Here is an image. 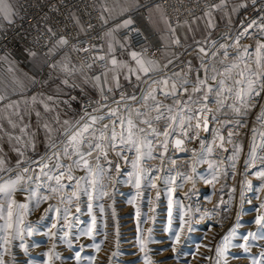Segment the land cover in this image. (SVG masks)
Wrapping results in <instances>:
<instances>
[{"label":"snow or ice","instance_id":"snow-or-ice-1","mask_svg":"<svg viewBox=\"0 0 264 264\" xmlns=\"http://www.w3.org/2000/svg\"><path fill=\"white\" fill-rule=\"evenodd\" d=\"M115 2L119 4L120 0H115ZM250 2L256 14L254 17L247 18L248 22L241 25L242 30L234 37L222 34L221 38L224 43H218L208 37L203 41L194 39L197 65H193L191 60L181 61L184 67L176 71L179 54L172 53L169 57L162 53L165 55V62L161 63L157 59L146 56L148 51L146 47H142L140 51L127 49L126 45L129 43L127 37L124 42L117 40L116 43L121 49L127 50L130 60L134 63L119 60L114 54L115 47L111 41L108 43L105 54L92 57L93 63L106 61L103 66L104 70L92 77L99 85L102 100L109 99L105 95L104 87L108 84L109 73L113 74L112 79L116 88L120 87L121 71L125 73L126 80L130 81L134 76L146 87L141 89L139 96L121 94L119 100L113 101L116 107L96 101L97 106L92 109V112H88L85 108L84 115L74 123L68 120L61 122L58 115L54 119L55 123L60 125L59 128L43 123L42 127L46 136L45 152L35 159L27 158L22 148L15 149L19 158L14 167H8L5 160L0 157V245L4 246L0 249V264H6L4 260V255L8 251L6 246L12 240H22L25 232L28 235L33 234L31 224L24 228L21 227L24 224V214L32 209H38L41 204L45 203L48 207L44 209L41 220L46 219L47 214L55 213V218L45 235L56 237L59 232L63 231L60 239H63L69 248L72 247L73 239H79V236L71 235L73 228L71 208L74 202L75 210L79 213L81 199L86 197L87 207L91 213L94 200H102L109 196L107 186L104 184L105 176L112 172L113 168L117 172L120 170V164L114 163L109 158L110 152L131 166L132 171L129 173L128 182L132 183L136 189L140 190L145 186L157 188L158 180H162L167 186L168 227L166 231L170 234V248L173 257L179 258L178 248L182 245L187 246L190 239L189 234L196 231L193 216L201 209L199 207L194 209L180 200L173 201L172 194L176 190L173 185H176L177 177L185 182H192L194 188L196 165L206 163L210 178L202 175L199 178L214 187V182H219L221 178V166L227 163L228 167L233 170L232 177L234 178L237 163L243 152V144L234 142L233 137L241 135V130L248 127L247 117L257 105L260 111L255 117V123L249 129L251 132L250 150L244 160V168L245 173L251 172L254 168L257 169L252 172V175L262 182L260 187L264 190V102H262L264 101V95H262L264 94V7H257L258 0H250ZM227 3L228 0H220L219 4L211 5L210 10L205 12V16H210L211 10L226 7ZM137 6H139V0H137ZM238 7H249L248 0H242ZM110 11L112 9L103 3L100 20L104 24H107L108 20L103 13ZM127 11L131 9L122 7L119 15L122 16ZM233 11L236 9L234 8ZM15 16L16 12L10 0H0V22L7 21L8 24H12ZM132 24L131 17L124 19L120 24L105 32L104 36L112 37L113 33L119 29L129 28ZM208 25L213 26L210 19ZM89 27L91 28L92 25ZM168 28L172 33L171 43L179 46L180 38L175 35V28L171 24ZM47 31L52 36L56 35L50 27ZM134 31L139 32V29H134ZM242 39H251L253 43L241 44ZM229 40L232 43H228ZM68 44L67 37L60 36L56 44L49 48L47 54L54 56L56 48ZM73 49L83 52L103 51V45H86L83 48L73 45ZM30 55L35 56L36 53L31 52ZM49 66L55 69L57 64ZM86 67L91 68L92 64H87ZM62 70L68 73L74 71L67 63L62 65ZM62 83L67 85L68 80L65 79ZM107 91L112 92L113 88L108 87ZM6 99L4 94H0V102ZM31 99L33 103L37 102L35 96ZM52 99L51 96L47 97L49 101ZM129 101L136 103L132 104ZM40 103L46 112L54 111L45 101L41 100ZM212 105L215 107L213 108ZM6 107L13 109L14 115L23 121L24 117L19 111V101L10 102ZM222 114L228 118L221 119ZM35 115L39 120L41 113L35 111ZM8 123L13 129L18 126L10 117ZM29 127L30 125L23 124L20 126L21 135L9 134V139H15L17 143L22 144L23 148L35 151L34 134L28 132ZM222 129H228L226 136ZM2 131L3 125H0V132ZM202 132L208 133L210 139L203 138ZM194 140L199 141V150L189 149L186 146ZM227 145H231V152ZM170 147L176 152L191 153L189 167L192 175L182 172L168 177H161L159 174L152 175L153 172L159 173L160 169L149 166L147 162L157 159L163 162ZM220 153H229V155L222 156ZM214 155L217 156V160L209 159ZM169 159L175 167L176 160L171 157ZM77 172L84 174L78 176ZM223 175L228 177L227 169ZM246 183L249 187L252 186L251 180H247ZM192 191L193 189H189V193ZM17 193H27L24 202L17 199ZM189 193L184 194L186 199H191ZM159 195L160 192L157 191V198ZM53 199L57 200V204L48 203ZM209 203H211L210 199ZM58 205H64V207L61 208ZM174 207L179 208L178 218L173 215ZM217 207L219 204L215 205L213 210L205 209L200 219H211ZM99 208L103 213V204H100ZM260 209H264V202L259 205L257 209L259 214L253 221L257 230L247 232L241 237L243 243L233 245L231 241L236 237V227L230 229L215 247L217 257L226 256L230 247H238L248 253L250 248L255 246V242L264 240V212H260ZM137 216L138 218L140 216L139 209ZM174 220L177 221L175 225ZM144 222L146 223L147 220L145 219ZM95 228L96 217L92 216L90 226L82 230L80 235L92 238ZM52 229H57V232H53ZM209 230H211V225ZM148 231L151 233L152 230ZM206 238L205 234L201 239ZM105 239H107L106 235ZM138 242L140 251L145 252V240L138 237ZM93 246L99 251L101 245L98 243ZM21 247L27 252L26 245L21 244ZM55 247L56 245L53 244L52 248L44 253L48 257L44 264H51L53 258H60L59 254L54 251ZM84 247L81 245V250ZM200 247L212 251L208 244L197 243L196 249L188 255L195 257ZM112 255L115 256L117 253ZM75 259L76 264H80V252L76 253ZM93 259L89 258L90 264ZM144 259L145 264H152L147 255ZM204 259H211V257L205 256ZM261 261H264V251L259 253L258 257H252V264H261ZM185 264H190V261H185ZM216 264H219V260Z\"/></svg>","mask_w":264,"mask_h":264},{"label":"rangeland","instance_id":"rangeland-1","mask_svg":"<svg viewBox=\"0 0 264 264\" xmlns=\"http://www.w3.org/2000/svg\"><path fill=\"white\" fill-rule=\"evenodd\" d=\"M241 2L242 0H233L228 8L226 10H221V13L217 16L211 14L210 16H205V14H202L199 17L191 18L179 25H174L175 35L180 38V44H190L196 38L201 41L206 37L212 38L218 33V25H233L243 10V8L238 7ZM129 3H131L129 0H120L119 4H114V6H112L114 15H119L122 7L128 8ZM157 5L156 3H151L145 8V12L149 18V24L153 31L159 34L160 37H163L164 32H166V37L170 41L172 40V35L168 34L170 32L168 28L169 24L164 19ZM234 8L236 11H233ZM209 19L213 25L212 27L208 25ZM79 25L78 23V26ZM189 29H191V31ZM30 53H28L29 59L33 64L37 65L39 63L46 65L47 59L45 56L37 54L32 56ZM162 53L170 57L175 51L169 47L161 50V60L164 61L165 55H162ZM72 62L73 61H71V63ZM72 64L75 65L74 62ZM62 65V63L58 64L55 68V75L59 76V79L60 77L63 79L66 77L65 74H69L62 70ZM75 71L74 69L72 72ZM70 79L71 77L67 78L68 83L74 82V80ZM145 87L146 86L142 84V88ZM74 88L75 90H79L76 86H74ZM250 142L251 135L248 139V146ZM227 147L229 148V152H231V145H227ZM249 150L242 152L239 160H241V157H244V155L245 157L243 159L245 160ZM217 152L219 151L217 150ZM220 155L227 156L229 153H220ZM209 159L217 160L218 158L214 155L209 157ZM160 162V159L147 162L149 166L160 169L159 173L153 172V176L159 174L161 177H164L161 174L162 168ZM185 162L189 163L190 160L186 159ZM196 166L197 173L195 174L194 188L193 183L190 181H183L182 187L178 186L180 184L173 185L182 195L189 193V189H193V191L189 193L191 199H175L172 194L173 201L180 200L185 205H191L194 209L197 207L201 209L199 213H195L193 216V223L196 231L189 234L190 239L187 246L182 245L178 248V253H180L179 258L173 257L170 248V234L166 231L168 227L167 186L162 180H158L157 188L145 186L140 190L136 189L132 183L128 182L130 179L129 173L132 171V168L127 164V168L123 172L124 174L115 182L112 180L110 173L105 176L104 184L107 186L106 190L109 192V196L102 200H94L91 213H89L87 207L86 197H82L81 199V211L79 213L75 210L74 202L71 208L73 213V228L71 235L73 237L79 236V239H73L71 248L68 247L63 239H60L63 235V231L59 232L56 237L45 235L55 218V213H49L46 219L41 220L44 209L48 207V204L45 203L41 204L38 209H32L24 214V224L21 225V227L24 228L26 225L31 224L33 226V234L28 235L25 232L22 240L14 239L6 246L8 248L7 253L4 255L6 264H44V261L48 259L44 253L48 252L53 244L56 245L54 251L59 254L60 258H53L51 264H76L75 255L77 252H80V264H90L89 258H94L91 264H145V255L150 258L152 264H185V261H190V264H216L217 260H219V264H252V257H258L259 253L264 251V240L255 242V246H252L248 253L244 252L241 248L230 247L224 257L216 256L215 247L220 243L221 238L233 227H236V237L231 241L233 245L243 243L241 237L246 235L249 231L257 230V226L253 221L259 214L257 212L259 205L264 202L263 190H261L260 187L262 182L252 175V172H255L257 169H252L251 172L245 173V170H240L236 167V175L233 178V170L225 163L221 166V178L219 182H214L215 186L213 187V185L206 184L199 178L201 175L210 178L208 165L205 163ZM225 169L228 171L227 178L223 175ZM181 172L192 175L189 166L184 167ZM83 174V172L76 173L78 176ZM247 180L252 181L251 187L247 185ZM157 191L160 192L158 198ZM138 192L140 193L139 195ZM26 195L27 193L16 194L17 199L21 202H24V197ZM209 199L211 203H209ZM185 200L187 201L185 202ZM221 201L223 202L221 203ZM48 203L57 204V200L53 199ZM100 204L104 206L103 213L100 211ZM217 204H219V207L214 209L211 219H200V217L204 215L205 209L213 210L214 206ZM58 206L61 208L64 207V205ZM138 209L140 212L139 218L137 216ZM113 211L115 212L114 216ZM178 212L179 208L174 207L173 215L177 218ZM260 212H264V209ZM92 216L96 217L94 236L90 238L80 235L82 230L90 226ZM145 219L147 220L146 223L144 222ZM176 222L177 221L174 220L173 224L175 225ZM61 223H63V220H61ZM210 225L211 230H209ZM221 225L225 227L223 230L221 229ZM149 229L152 230L151 233H149ZM52 231L57 232V229H52ZM205 234L207 238L202 240L201 238L204 237ZM105 235L107 239H105ZM138 237L146 242L145 252L140 251ZM98 243L101 245L99 251L93 246ZM197 243L208 244L212 248V251L200 247L195 257L188 255L189 252L196 249ZM21 244L27 246V252L24 251ZM81 245L85 246L83 250H81ZM2 247L4 246L0 245V249H2ZM164 249H167V251H164ZM113 253H117V255L113 256ZM205 256L211 257V259H204ZM261 264H264V261H261Z\"/></svg>","mask_w":264,"mask_h":264},{"label":"built area","instance_id":"built-area-1","mask_svg":"<svg viewBox=\"0 0 264 264\" xmlns=\"http://www.w3.org/2000/svg\"><path fill=\"white\" fill-rule=\"evenodd\" d=\"M232 1L228 0L226 7L211 10V15H218L221 10H226ZM96 2L97 0H18L20 8L19 14L15 17L14 23L9 24L0 33V57L5 56L24 62L26 52H35L38 55L46 57V67L50 68L49 65L53 64L56 54L61 51H67L73 62L82 70L90 69L86 65L92 64L91 68H95L98 72L103 71V66L106 61L93 63L92 57L105 54L104 49L103 51L94 52H83L73 49V45H76L77 48H83L86 45H102L103 33L107 25L100 20L101 14L96 7ZM151 3L158 4L166 22L174 26L205 14V12L210 10L211 5L219 4L220 0H139V6L128 15L133 20V24L129 28H123L119 32L118 38L121 42H124L127 37L129 43L126 46L137 51H140L142 47H146L148 50L146 56L158 60L160 58L159 51L163 45L158 35L150 29L148 25L149 18L145 12L146 6ZM248 3L249 7L243 8L234 24L231 26H220L217 35L212 37L211 40L224 43V40L221 38L222 34H228L234 37L242 30L241 25L248 22L247 18L254 17L256 14L251 6L250 0H248ZM257 7H264V0H258ZM77 22L80 24V27ZM89 25H92V27L90 28ZM49 27L55 32V36H52L47 31ZM134 29H139V32L134 31ZM169 35H172L171 32H169ZM60 36L67 37L69 44L56 48V54L54 56L48 55L49 48H52L56 44ZM228 43H232V41L229 40ZM240 43L251 44L253 41L251 39H242ZM170 47L179 54V59L176 61L177 68H183L184 65L181 61L186 60H191L193 65L198 64L196 52L194 51L195 44L189 46L180 44L176 46L171 43ZM116 50L119 51L120 47H117ZM153 53H155L154 56ZM141 89L142 84L135 86L134 83H130L122 85L112 92L105 90V95L109 97L108 100H102L100 91H98L95 96L86 97L79 102L78 115L75 121L84 115L85 108H87L88 112H92V109L97 106L96 101H99L101 104L113 106L115 105L113 101L119 100L121 94H135L139 96ZM160 98L163 99V97ZM129 103L135 104L136 102ZM212 107L214 108L215 105H212ZM259 111L260 107L257 105L247 117L248 127L241 130V135L233 137L234 142L243 144V152L249 150L248 139L251 135L249 129L255 123V117ZM93 114L95 115L96 113ZM227 118L223 114L221 115V119ZM227 131L228 129H222L225 136L227 135ZM201 136L205 139H210L208 133L202 132ZM186 146L189 149H200L199 141L195 140L187 143ZM190 155V152H176L170 147L163 162H160L162 168L161 174L164 177H168L176 175L177 172H181L184 167L189 166L191 163L189 159ZM169 157L176 160L175 167L172 166ZM244 157H241V160L237 163V168L240 170H245ZM109 158L114 163L120 164L119 172L115 168L110 172V176L115 182L124 174L123 172L127 168V164L112 152L109 153ZM186 159H189L190 162H185ZM182 183L183 180L177 177L176 185ZM262 193L264 195V190ZM184 196L177 190L173 193L175 199H186ZM260 211H263V209H260ZM224 228L222 227L221 229L223 230Z\"/></svg>","mask_w":264,"mask_h":264},{"label":"crops","instance_id":"crops-1","mask_svg":"<svg viewBox=\"0 0 264 264\" xmlns=\"http://www.w3.org/2000/svg\"><path fill=\"white\" fill-rule=\"evenodd\" d=\"M130 1L131 3H129L128 8H130L131 11L125 12L122 16H115L113 10L108 13H103L105 18L108 20V23L106 24L107 27L104 33L120 24L122 20L129 18L128 15L138 7L136 3L137 0H129V2ZM10 3L12 4L17 16L20 11L18 0H10ZM103 3H106L109 9H113L112 6L116 4L115 0H97L96 5L99 9L100 14ZM8 25L9 24L7 23V21L0 22V33L4 31L8 27ZM148 25L153 31L150 24ZM220 26L228 25H218V28ZM122 29H119L118 31L113 33L112 37H106L103 33V49L106 53L108 49V43L109 41H111L115 47L114 54L119 60L134 63L130 60L129 55L127 54V50H123L121 48L119 51L116 50L117 47H120V45L116 43V41H120L118 38V34ZM155 34L158 35L160 41L162 42L163 47L161 50L166 47L172 49L170 47L171 40L169 41V39L166 37V32H164L163 37H160L157 33ZM195 40L201 41L198 38H196ZM193 44L194 41L185 46ZM126 48L131 50V48H128L127 46ZM28 53L30 52H26V58L24 62L5 56L0 57V94H4L7 97L6 100L0 102V125H3V131L0 132V157L5 160L8 167H14L17 159L19 158L15 151L16 148H22L27 158L35 159L38 156L43 155L45 152L46 143V136L42 127L43 123H49L54 128H59L60 125L56 124L54 119L57 115L59 116L61 122L64 120H68L69 122L74 123L78 115L79 102L86 97H91L88 96L87 88L91 87L95 91V95L99 91V85L94 82L92 77L99 75L101 72H98L95 68H90L84 71L75 63V65H73V62L71 63V61L73 60L70 58V56L68 59L69 54L67 51H61L57 53L53 61V63L57 65L61 63H67L70 68L76 70L75 72H71L68 75L65 74L66 77L63 79L61 77L59 79V76L55 75V69H50L51 67L47 68L45 64H33L29 59ZM175 53L177 52L175 51ZM158 60L161 63L165 62V60H161V55ZM179 70L180 68H176V71ZM112 75V73L108 74V84L104 85L105 90H107L108 87H112L113 91L118 89L115 87V82L112 79ZM124 76L125 73L121 71L119 77L120 86L130 83H134L135 86L142 84L138 82L134 76L130 81L126 80ZM69 77H71L74 82L72 81V83H68L67 85L63 84L62 81ZM102 82L103 81H101V83ZM74 86H76L79 90H75ZM33 96L37 98L36 103L32 102L31 98ZM49 96L53 97V99L50 101L47 100V97ZM41 100L48 103L54 109V111L46 112L43 105L40 103ZM14 101H19V111L24 117L23 121H21L19 117L14 115L13 109H8L6 107L7 104ZM33 109L41 113V117L39 120L37 119L35 111H33ZM9 117L17 123L18 126L15 129H13L9 125ZM23 124L30 125V127L28 128V132L34 134L36 145L35 151L31 150L30 148H23L22 144L17 143L15 139H9V134H12V136L21 135L20 126H22ZM25 139H27V137H25Z\"/></svg>","mask_w":264,"mask_h":264},{"label":"trees","instance_id":"trees-1","mask_svg":"<svg viewBox=\"0 0 264 264\" xmlns=\"http://www.w3.org/2000/svg\"><path fill=\"white\" fill-rule=\"evenodd\" d=\"M87 93H88V96H94L95 95V91L91 87L87 88Z\"/></svg>","mask_w":264,"mask_h":264},{"label":"bare ground","instance_id":"bare-ground-1","mask_svg":"<svg viewBox=\"0 0 264 264\" xmlns=\"http://www.w3.org/2000/svg\"><path fill=\"white\" fill-rule=\"evenodd\" d=\"M129 102H132V101H129ZM111 107H116V105H113V106H111Z\"/></svg>","mask_w":264,"mask_h":264}]
</instances>
